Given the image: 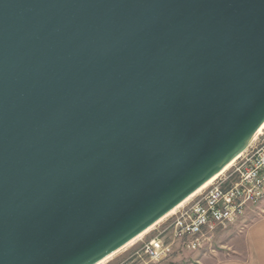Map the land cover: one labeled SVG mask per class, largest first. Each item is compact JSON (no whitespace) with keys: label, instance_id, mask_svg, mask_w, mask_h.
<instances>
[{"label":"water","instance_id":"1","mask_svg":"<svg viewBox=\"0 0 264 264\" xmlns=\"http://www.w3.org/2000/svg\"><path fill=\"white\" fill-rule=\"evenodd\" d=\"M263 124L264 0H0V264L99 263Z\"/></svg>","mask_w":264,"mask_h":264},{"label":"built area","instance_id":"2","mask_svg":"<svg viewBox=\"0 0 264 264\" xmlns=\"http://www.w3.org/2000/svg\"><path fill=\"white\" fill-rule=\"evenodd\" d=\"M263 201L264 129L214 181L161 218L163 228L144 242L141 250L155 262L165 258L170 250L159 237L165 231L170 232L173 241H187V247L195 250L205 232L237 223Z\"/></svg>","mask_w":264,"mask_h":264},{"label":"rangeland","instance_id":"3","mask_svg":"<svg viewBox=\"0 0 264 264\" xmlns=\"http://www.w3.org/2000/svg\"><path fill=\"white\" fill-rule=\"evenodd\" d=\"M260 205L252 207L241 220L229 225V227L215 226L205 232L203 241L195 250L187 247V241H173L170 232L165 231L159 236L163 242L162 244L168 246L170 250L165 258L155 262L145 255L141 250V246L144 242L157 236L158 232L163 228L160 220L147 232L141 234L138 238L97 264H217L218 261L227 258L233 251L235 239L243 229L242 227L259 217L261 214Z\"/></svg>","mask_w":264,"mask_h":264},{"label":"crops","instance_id":"4","mask_svg":"<svg viewBox=\"0 0 264 264\" xmlns=\"http://www.w3.org/2000/svg\"><path fill=\"white\" fill-rule=\"evenodd\" d=\"M260 210L258 218L242 227L233 251L217 264H264V201Z\"/></svg>","mask_w":264,"mask_h":264},{"label":"bare ground","instance_id":"5","mask_svg":"<svg viewBox=\"0 0 264 264\" xmlns=\"http://www.w3.org/2000/svg\"><path fill=\"white\" fill-rule=\"evenodd\" d=\"M264 129V124L262 125V127L258 130V132L256 133V135L254 136V138L259 134V132H261L262 130ZM237 158V157H236ZM236 158H234L229 164H227L219 173H217V174H215V175H213V177L212 178H210L207 182H205L197 191H195L191 196H189L185 201H183L180 205H178L176 208H178L179 206H181L182 204H184L189 198H191L194 194H196L197 192H199L200 191V189L201 188H204L205 186H207L208 184H210L212 181H214L222 172H224L227 168H228V166H230L233 162H234V160L236 159ZM175 208V209H176ZM175 209H173L172 211H170L166 216H168L169 214H171ZM150 228H152V227H150ZM149 228V229H150ZM149 229H147L146 231H144L143 233H141V234H144L145 232H147ZM140 234V235H141ZM139 235V236H140ZM138 236V237H139ZM138 237H136V238H138ZM135 238V239H136ZM133 241V240H132ZM131 242V241H130ZM129 242V243H130ZM101 262V261H100Z\"/></svg>","mask_w":264,"mask_h":264}]
</instances>
